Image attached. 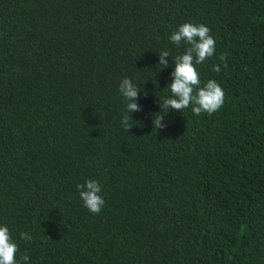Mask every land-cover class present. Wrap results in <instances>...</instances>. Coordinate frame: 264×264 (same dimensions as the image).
Masks as SVG:
<instances>
[{"label":"trees","instance_id":"1","mask_svg":"<svg viewBox=\"0 0 264 264\" xmlns=\"http://www.w3.org/2000/svg\"><path fill=\"white\" fill-rule=\"evenodd\" d=\"M182 23L210 29L196 69L224 102L156 131ZM124 78L142 89L129 132ZM0 225L28 264H264V0H0Z\"/></svg>","mask_w":264,"mask_h":264},{"label":"clouds","instance_id":"2","mask_svg":"<svg viewBox=\"0 0 264 264\" xmlns=\"http://www.w3.org/2000/svg\"><path fill=\"white\" fill-rule=\"evenodd\" d=\"M171 43L180 46L186 45L183 53L171 58L173 71L170 73L171 83L168 88L171 95L158 103L161 109L158 113L152 114V128L163 129L165 116L170 110L182 112L191 106L194 115L202 113L211 115L222 107L224 102V91L214 79H209L201 86L200 76L196 65L204 63L215 55L216 41L210 35V29L203 24L182 23L169 36ZM159 70L169 67L170 57L167 50L158 54ZM224 67H227L226 55L219 57ZM213 70L220 71V67L213 65ZM118 90L125 104V114L121 117L123 130H129L135 126L131 113L141 111V106L136 102L142 89L134 84L129 78H124L118 85ZM146 95V93H145ZM79 197L83 206L93 214H99L105 204L104 198L100 195L101 185L96 180H87L83 184L76 185ZM22 240L31 241L32 236L27 232H20ZM18 245L13 241L9 228L0 225V264H28L30 257L22 254L19 261L16 259Z\"/></svg>","mask_w":264,"mask_h":264}]
</instances>
